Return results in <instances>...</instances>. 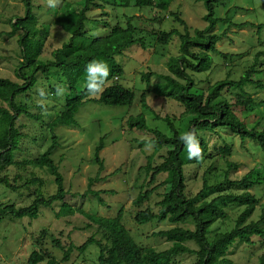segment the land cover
I'll use <instances>...</instances> for the list:
<instances>
[{"label": "rangeland", "instance_id": "rangeland-1", "mask_svg": "<svg viewBox=\"0 0 264 264\" xmlns=\"http://www.w3.org/2000/svg\"><path fill=\"white\" fill-rule=\"evenodd\" d=\"M80 1L58 0L57 6L53 8L48 6L47 0H32L33 11L38 20L37 26H45L48 31L39 60L50 59L52 51L68 40L69 33L60 26L59 19L66 9H78ZM24 11L22 0H0V76L17 82H22L16 75L21 61L17 42L19 33L8 36L5 32L10 31V20L23 16ZM170 11L179 13L187 23L192 36L195 29L203 30L208 25L203 18L206 13L204 0H173L168 10L154 7L105 6L102 10L91 9L87 12L89 20L85 23L86 38L102 36L115 24L125 26L126 18L130 16L131 23L140 29L137 35L142 37L145 47L132 45L116 56V62L124 71L119 80L123 86L135 92V97L129 106H110L94 102L84 104L75 114L77 125H58L54 128L57 146L51 156L63 174L65 189L83 193L87 188L88 178L95 176L97 172L94 149L99 139L103 138V147L100 151V157L104 162V169L100 172L102 179L92 186L95 190H107L100 194L103 203H99L92 194H87L86 197L77 195L68 202L82 206L89 213L106 217L116 215L118 209L122 207V221L133 239L141 246H149L156 251L168 248L171 242L164 237L153 235V232L174 226L192 227V224L154 219L147 224L139 225L135 221L134 215L140 208L149 207L157 212V202L169 188L167 185L156 189L142 207L132 203L140 190L154 186L166 177L165 173H161L153 184L147 186L149 176L144 166L149 158L152 165L159 163L167 147L159 150L153 147L151 151H147L145 146L139 147L135 140L148 138L152 133L148 130L130 128L127 125V118L143 113L150 128H157L168 135H171V131L161 117L168 116L181 134L187 131L193 118V115L184 112L178 101L157 96L149 91H146V100L152 111L144 109L140 103L141 92L150 89L157 80L155 75L168 73V58L179 54L180 40L176 34L165 43H161L157 38L160 31H169L173 28L183 31V26L173 20ZM214 16L224 20L218 21L208 33L220 36L216 43L218 51L209 52L212 62L208 70L191 73L197 88L202 89L204 94L207 87L218 80L226 77L238 79L255 63V59L258 62L264 61V26L257 27L258 24L264 25V0H224L216 4ZM243 22L249 24L236 26ZM194 51L197 49L194 48ZM221 52L228 56L223 58ZM148 71L155 73L150 76V86H146L140 77L142 72ZM36 78L37 82L27 91V97L21 94L16 98L17 103L24 104L28 111L38 115L39 119L21 115L16 120L22 137L17 150L14 151L15 162L34 158L47 148L51 142V132L47 124L62 110L65 97L70 94L65 78L54 69H51L48 75L38 72ZM252 78L264 83V72L254 74ZM58 84L65 88L63 96L55 94V87ZM39 88H43L47 93V99L44 101L46 108L43 109L39 106L42 99L37 91ZM245 90L256 103L249 109L237 110L236 113L249 127L256 126L261 130L264 128V87L259 88L249 83L245 85ZM222 92L226 98L232 100L234 91ZM0 103L7 107V103L1 101ZM154 113L160 118H154ZM216 132L217 134L204 132L212 154L198 164L185 166L186 191L190 196H195L201 190L204 177L208 185L223 181L228 166L224 155L217 153V150L224 142L231 148L226 159L236 165L235 168L229 169V179H239L247 171L259 170L264 165V152L258 144L247 138L241 140L238 135L225 128H216ZM0 176H6L14 186L8 188L0 184V204L27 206L36 194L48 196L56 190L54 177L44 167L13 163L2 170ZM228 191L241 192L242 189L232 186ZM249 191L259 199V204L248 221L257 220L261 205L264 203V185L253 186ZM210 193L211 191L205 190L200 197L209 199L213 196ZM59 204L60 202H54L51 207H40L36 218L8 215L0 220V264H28L29 254L38 248L35 243L37 236H40L41 248L59 260L70 243L79 245L96 232L94 225L86 227L88 220L79 213L57 217L55 212L58 211ZM242 209L243 206L227 205L225 215L213 224L212 232L229 231L233 228ZM100 236L101 233L98 232L96 238ZM55 240H58V243ZM254 240L255 243L252 245L239 240L234 242L229 247L226 257L233 264H259V257L264 253V244H261L257 237H254ZM185 244L197 249L193 241ZM98 251L96 245H90L82 253L72 250L69 259L61 264H97ZM195 258L194 254H179L173 257L172 264H191ZM45 263L41 261L36 264Z\"/></svg>", "mask_w": 264, "mask_h": 264}, {"label": "trees", "instance_id": "trees-1", "mask_svg": "<svg viewBox=\"0 0 264 264\" xmlns=\"http://www.w3.org/2000/svg\"><path fill=\"white\" fill-rule=\"evenodd\" d=\"M173 0H81L78 9H66L59 19L60 26L69 33V38L61 46L52 51V56L47 60H39L43 51L44 41L48 36L47 27L37 26V16L33 11L32 0H22L24 15L10 20V31L5 32L8 36L19 33L17 39L20 47L21 61L16 75L22 82H17L0 76V101L7 103L4 107L0 103V172L13 163L19 165H32L44 167L54 177L56 190L53 194L44 196L36 194L33 201L27 206L16 207L14 204H0V220L6 216L36 218L40 207H51L54 202H60L57 217L74 215L79 213L88 220L86 227L95 226L96 232L91 234L79 245L70 243L63 252L61 259L54 258L47 250L41 248L40 236L35 243L38 248L34 249L27 258L28 264H36L45 261V264H61L69 259L72 250L84 252L90 245H96L99 249L97 264H172L173 257L179 254H194L195 261L191 264H233L226 257L229 247L236 241L246 244H254L257 237L264 244V203L257 220L248 218L252 215L259 199L249 191L253 186L264 185V165L261 169H251L239 179L228 178V171L236 165L227 160L231 148L226 142L217 150L224 155L228 170L224 174L223 181L208 185L204 177L203 185L195 196L188 195L186 191L185 166L198 164L207 158L211 152L208 140L204 132L216 133V128L228 129L238 135L241 140L250 139L259 145L264 152V128L259 130L256 126L249 127L244 119H241L236 111L247 110L256 102L245 90V85L252 83L256 87H264L260 80H254V74L264 72V61L255 63L245 70L242 75L234 80L226 77L218 80L207 87L204 94L197 85L191 73H200L210 68L212 59L209 52H217L216 43L219 35L208 34L210 29L223 18L214 16L217 3L224 0H204L206 13L204 20L208 23L203 30L195 29L194 36L189 32L188 25L178 12L170 11L173 20L183 26V31L170 29L160 31L157 38L165 43L172 35L176 34L180 40L179 54L170 56L167 60L168 73H158L157 79L150 89L140 94L141 106L151 110L146 100V91L157 96L167 97L178 101L184 108V112L193 115L187 131H194L200 142L203 155L200 159H189L187 150L168 116L159 117L154 113V118L166 122L171 135L161 132L157 128H150L143 113L130 115L127 125L130 128L148 130L152 136L148 137L154 142V149L159 150L167 147L162 160L152 165L148 159L144 169L148 173L147 186L153 184L157 176L165 173L166 177L154 186L140 190L133 199V205L142 207L143 203L150 199L152 193L161 186H167L168 190L162 194L157 202L158 210L154 212L149 207L140 208L136 211L134 219L139 225L147 224L152 220H168L172 223L190 222L192 227L174 226L165 230L153 232L166 238L171 246L156 251L152 247L138 244L123 223V208L120 207L116 215L112 217L100 216L85 211L82 206H76L68 202L77 195L86 197L87 194L95 195L99 203H103L100 196L107 190H95L92 188L95 182L102 179L100 172L104 169L100 151L103 147V138L99 139L94 149V160L98 165L95 176L88 178L87 188L83 193L71 192L64 187L63 174L58 165L52 159V154L57 146V135L53 132L58 125H77L75 114L86 103H102L110 106H129L133 103L135 92L122 85L119 78L123 75L122 66L116 62V56L120 55L125 48L132 45L145 47L141 36L137 35L139 28L134 26L132 16L126 18V25L115 24L108 28L102 36L86 38L85 23L89 20L87 12L91 9H104L111 7H154L168 10ZM105 13V12H104ZM225 19V18H224ZM249 23L236 24L237 27L246 26ZM263 24H258L262 28ZM194 48L197 51H194ZM264 54V50H263ZM226 58L228 54L222 53ZM93 60L104 61L108 64L110 73L105 83L102 94L90 96L85 88L86 65ZM259 66V68H257ZM54 69L64 78L70 94L65 97L62 110L48 122L51 132V142L38 156L15 162L14 151L17 150L22 134L16 126V120L21 116L39 119L28 111L24 104L17 103L16 98L21 94L27 97V91L37 82L36 74L41 72L48 75ZM152 71L142 72L140 77L150 86ZM234 91L232 100L226 98L222 91ZM186 131V132H187ZM220 136V135H219ZM221 137V136H220ZM139 147L145 146V138L136 139ZM38 181V180H34ZM0 184L8 188H14L6 176H0ZM232 186L242 189L241 192L228 191ZM211 191V198L200 197L203 191ZM110 191V190H108ZM200 197V198H199ZM227 205L243 206L238 214L233 228L229 231L212 232L213 224L218 218L225 215ZM44 230H42V233ZM100 232L101 236L96 238ZM193 241L197 249L188 247L185 242ZM58 243V240H55ZM260 263L264 264V253L259 257Z\"/></svg>", "mask_w": 264, "mask_h": 264}, {"label": "clouds", "instance_id": "clouds-1", "mask_svg": "<svg viewBox=\"0 0 264 264\" xmlns=\"http://www.w3.org/2000/svg\"><path fill=\"white\" fill-rule=\"evenodd\" d=\"M49 7H56L58 0H47ZM86 81L85 88L90 96H96L102 94L105 90V83L110 73V69L107 63L104 61L93 60L86 65ZM39 96L42 98L39 106L43 109L46 108L44 101L47 99V93L43 88L38 90ZM65 88L61 85H56L55 94L57 96H63ZM179 139L184 144L187 150L189 159L202 158L203 152L200 147L199 139L194 131H187L183 133ZM145 148L147 151H151L154 147V142L150 138H145Z\"/></svg>", "mask_w": 264, "mask_h": 264}]
</instances>
